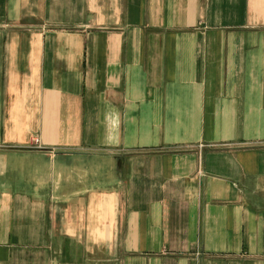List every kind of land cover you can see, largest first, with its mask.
<instances>
[{
	"label": "crops",
	"instance_id": "0c3cea01",
	"mask_svg": "<svg viewBox=\"0 0 264 264\" xmlns=\"http://www.w3.org/2000/svg\"><path fill=\"white\" fill-rule=\"evenodd\" d=\"M0 264H264V0H0Z\"/></svg>",
	"mask_w": 264,
	"mask_h": 264
},
{
	"label": "built area",
	"instance_id": "2783aa9c",
	"mask_svg": "<svg viewBox=\"0 0 264 264\" xmlns=\"http://www.w3.org/2000/svg\"><path fill=\"white\" fill-rule=\"evenodd\" d=\"M32 146H33L34 148H41V146H40V142H39L38 139H34V140L32 141Z\"/></svg>",
	"mask_w": 264,
	"mask_h": 264
}]
</instances>
